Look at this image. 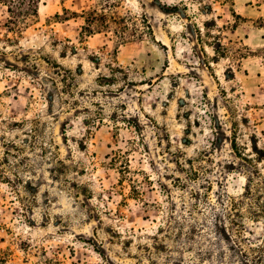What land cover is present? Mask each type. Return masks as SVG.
I'll list each match as a JSON object with an SVG mask.
<instances>
[{
  "label": "rangeland",
  "instance_id": "1",
  "mask_svg": "<svg viewBox=\"0 0 264 264\" xmlns=\"http://www.w3.org/2000/svg\"><path fill=\"white\" fill-rule=\"evenodd\" d=\"M90 9L124 17L126 38L84 33ZM7 18L0 4L6 264L264 249V0H42L15 39Z\"/></svg>",
  "mask_w": 264,
  "mask_h": 264
},
{
  "label": "trees",
  "instance_id": "2",
  "mask_svg": "<svg viewBox=\"0 0 264 264\" xmlns=\"http://www.w3.org/2000/svg\"><path fill=\"white\" fill-rule=\"evenodd\" d=\"M42 3V0H0V4H3L7 7V29L10 33H13L12 37L15 39V37H18L22 35L23 29L27 26L30 20H33L36 18L39 14V7ZM65 12H69L68 9H64ZM85 13L84 20L85 25L83 26L84 33H95L98 30H105V29H113L114 24H119L120 30L126 29L125 27V20L124 17L120 16L118 13H103L95 9H90L88 11H83ZM73 14V13H72ZM78 14V13H74ZM118 14V15H117ZM58 18L65 19V16H62L60 14L56 15ZM147 27L152 30L151 25L149 22H146ZM264 26V19H263V25ZM114 30V29H113ZM115 32L119 34V29L116 28ZM119 37L124 40L126 38V32L123 30L121 35ZM219 53L225 54L226 51H228V47H223L222 43H219ZM225 48V49H224ZM224 49V51H222ZM240 156H244L241 153H239ZM252 187L249 186L247 188L246 194L251 195L252 194ZM229 198L230 204L235 209H241L240 203L238 202V199L234 196L227 195ZM231 218V217H229ZM231 224H234L236 226H240L243 229H245L244 224L237 223L236 220L231 218ZM237 250L240 252L241 256L248 259L250 258V253L248 250L243 249L239 244L237 245ZM249 250H252L255 252V255H253L250 260L248 259L246 261V264H248L251 260L253 264H264V256L257 255V252H264L263 247H250ZM7 258L4 252L0 251V264H6Z\"/></svg>",
  "mask_w": 264,
  "mask_h": 264
}]
</instances>
